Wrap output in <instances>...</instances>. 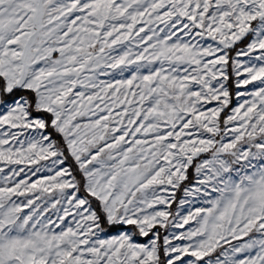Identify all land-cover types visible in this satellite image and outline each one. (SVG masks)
Listing matches in <instances>:
<instances>
[{
	"label": "snow or ice",
	"instance_id": "6c2138e0",
	"mask_svg": "<svg viewBox=\"0 0 264 264\" xmlns=\"http://www.w3.org/2000/svg\"><path fill=\"white\" fill-rule=\"evenodd\" d=\"M0 264H264V0H0Z\"/></svg>",
	"mask_w": 264,
	"mask_h": 264
},
{
	"label": "rangeland",
	"instance_id": "374dc122",
	"mask_svg": "<svg viewBox=\"0 0 264 264\" xmlns=\"http://www.w3.org/2000/svg\"><path fill=\"white\" fill-rule=\"evenodd\" d=\"M179 195V194H178Z\"/></svg>",
	"mask_w": 264,
	"mask_h": 264
}]
</instances>
